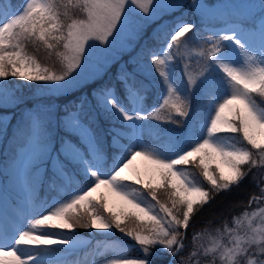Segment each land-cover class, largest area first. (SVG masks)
<instances>
[{
  "label": "snow or ice",
  "instance_id": "obj_1",
  "mask_svg": "<svg viewBox=\"0 0 264 264\" xmlns=\"http://www.w3.org/2000/svg\"><path fill=\"white\" fill-rule=\"evenodd\" d=\"M186 5L223 27L204 34L187 19L162 39L154 30V46L118 71L120 88L81 91L102 79L117 51L132 50L129 41L158 13ZM203 8L200 0H0V135L23 103L17 82L66 100L55 130L51 104L27 108L16 122L9 174L26 196L21 206L0 189V264H78L69 257L90 243L78 228L104 237L89 264H153L158 253L170 257L166 264H264V0L246 5L244 20ZM141 53L161 85L151 104L147 77L138 78ZM161 124L183 134L145 143V131L155 135ZM137 157L152 166L147 180L126 174ZM249 175L259 194L248 206L185 243L204 205ZM45 185L58 194L42 199ZM101 187L107 194L94 196ZM115 232L121 240L109 239Z\"/></svg>",
  "mask_w": 264,
  "mask_h": 264
},
{
  "label": "rangeland",
  "instance_id": "obj_2",
  "mask_svg": "<svg viewBox=\"0 0 264 264\" xmlns=\"http://www.w3.org/2000/svg\"><path fill=\"white\" fill-rule=\"evenodd\" d=\"M162 2L166 3V2H168V0H162ZM200 3L204 6V8H203L204 13H211V14L215 15L219 12H226V13H229L232 15V16L229 15L230 20L233 19V16L237 20H244L245 14H246L245 6L249 5V4L258 3V0H200ZM222 6H227V7L223 8ZM187 19H194L196 21L198 27L203 25V27L200 29V31L203 32L204 34H207V32L211 31L213 28L223 27V23H224L223 19L219 18V17H217V18H205L200 9H197L195 12H193L191 7L187 6V5L184 8L177 9L175 11H173L171 9H164L160 13H158L157 18L154 21H152L146 25V31L143 33V36L139 41H129V43H132L134 45L132 50H130V51L120 50L114 54V60L110 61V67H108L106 70L103 71L102 77L107 76L108 71L112 68L119 70L124 65H127V67L130 70L133 68V65L129 62L130 57H132L133 56L132 54L134 53V51L141 46L142 42L144 41V35L148 31V28H150L149 32H150V34H152L154 30H158V29L162 30L166 26H170V28H171L177 20H187ZM257 23H258V21H257ZM138 62L142 63L144 66L142 68L140 74H139V77L140 78L147 77V80L149 81L150 85L157 88V86L159 84L158 78H156L153 75V73L149 70L150 65H149L148 59L138 61ZM177 70L179 72V67ZM24 85H25V82H17V87L21 88L20 95H21V98L23 100V103H21V104H24V105L29 106V107H32L33 105L44 106V105L51 104L52 110H53V116H52L53 128H55V126H56L55 112L59 107H62V103L53 102V101L51 103H46L51 98H55L56 96L41 95L40 93L33 94V89L30 86H24ZM202 106L203 105L201 104V107ZM29 107H27V108H29ZM17 120L18 119H16L13 123V129L15 128ZM149 123H153V122L149 121ZM190 123H191V121H189V124ZM159 126L158 127L160 129V132H158L155 135L150 134L149 131H147V130L145 131L147 133L150 141L151 140H159V139L164 140L163 134L161 133V130L163 127L167 129L168 135L171 134V135L178 136V135L183 134L181 129H179L176 126H173L171 124H161ZM124 142L126 143L127 141L125 140ZM152 144L154 145V147L157 146L155 142L153 143V141H152ZM57 148H59V145ZM140 158L141 157H137L136 160L133 161V165L131 166V170L134 169L136 172H138L141 175L142 178L147 180V179H149V176L151 175L150 170H151L152 166L144 159L146 161V167L143 168L142 167V166H144L142 163L143 159L140 160ZM214 166L215 165H213V167ZM3 172H5V171H2L0 173V189H2L4 191V195L6 198H8L10 200H15L18 204L23 206L24 202H25L26 193L23 191V189L20 186L13 187L11 184V179L10 178L5 179L6 176L3 175ZM225 173H227V172H225ZM132 174H133V172L130 173V175H132ZM2 180L4 181L3 185H2ZM9 188H10V190L14 189L13 192H15V194H10L8 191ZM11 188H13V189H11ZM16 193H17V195H16ZM101 193L107 194V190L105 188L101 187L93 195L98 197ZM159 197L161 200L166 199V196L163 193H161V195ZM109 206L113 207L114 209L118 208V201L116 200L115 197L109 196ZM77 231H79L82 236L84 235L83 232H81L79 230V228L77 229ZM98 235H100V234H98ZM82 236H81L82 239L89 241L88 239H86ZM94 237L97 238L95 235H94ZM111 237H114V235H112ZM111 237H109V238H111ZM131 242L132 241H127L128 244H132ZM89 244L90 243H88V245ZM85 248H82L80 251L84 250ZM134 249H136V248H134ZM137 249H138V247H137ZM91 254H92V252L89 251L84 256H80L79 254H77V255H74L72 257H69V259L74 260V261H78V264H89V262L92 260Z\"/></svg>",
  "mask_w": 264,
  "mask_h": 264
},
{
  "label": "trees",
  "instance_id": "obj_3",
  "mask_svg": "<svg viewBox=\"0 0 264 264\" xmlns=\"http://www.w3.org/2000/svg\"><path fill=\"white\" fill-rule=\"evenodd\" d=\"M11 2L13 4L19 6L21 4L22 0H11ZM233 19H236V18H234V16H233ZM169 28H170V26H166L165 28H163L161 30V39L163 38V31H166ZM149 29L150 28H148V31L144 35V41L142 42L141 46L138 49H136L134 51V53L132 54L133 56H135L138 52H141L142 46H144V47H153L154 46V42L151 39H149V37L152 35V34H150ZM147 59H148V56L145 53H141V57L138 58V61L147 60ZM119 70H116L115 68L110 69L108 71L107 76H103L102 79L97 80L95 84L88 85V86L84 87L81 91L84 94H88L91 92L93 87H96L100 84H116L117 88H120V85L116 81V76H117V73ZM138 78L143 79V78H140L139 76H138ZM146 83L148 84L149 88L151 89V93H150V96L148 98V103L151 104V103L156 101V98L161 91V85L158 84L157 88H155V87L150 85L148 80H146ZM77 95H79V93H77ZM89 98L91 99V97H89ZM52 101L62 103V107H59L58 109L63 110V106L66 103V100L64 97L51 98L46 103H51ZM27 107H29V106L21 104L18 108H16L14 110L16 118L12 122V127H10L8 129L7 136L0 135V173L2 171H5V172H3V175H5L6 178H8V176H10L9 165H10V161H11L12 150L14 147L17 146V143H18L14 137L13 123L16 119H19L20 114ZM53 129L55 130V128H53ZM161 133L163 134L164 140L159 139V140H151L150 141L146 132L144 133L143 140L145 143H151L152 144V141H153V143L155 142L156 145L162 144L167 139V137L171 134L168 135L167 129L164 127L162 128ZM172 136H176V135H172ZM59 138H60V135L58 134L57 135V147L59 145ZM189 170L192 172L198 171L192 167H190ZM256 171H257L256 169L253 170V172H256ZM205 184H206V182H205ZM161 193H158V195L160 196ZM252 193H256L258 195L259 190L256 188L255 184L253 183L252 176L249 175V177L247 179H245L240 184L239 187H233L230 192H221L219 195L213 194V195H215V198L209 204L204 205L203 209L200 212H198L192 218V220L190 222L189 229H188L187 239L185 240V243L190 244L191 238H192V233L202 230L206 225L208 227H215V226L220 225L221 222L225 219H227L228 222L230 223L231 217L233 215H239L248 206L247 202H248L249 196ZM37 194L42 199H50V198L56 196L58 193L55 191H50L47 188V185H45V187L42 190L38 191ZM253 207H255V205H253ZM209 221L211 222L210 224H208ZM79 230L81 232H83V234L89 235V233L87 231H85L84 229H79ZM94 235L97 237V238H94V241H96V244H97V241H102L104 239L103 236L98 235V234H93L92 237H94ZM113 235H114V237H111L109 239H112V240H121L122 239L121 234L118 232H115ZM131 243H134V242H131ZM95 247H96V245L93 242L89 248L93 250V249H95ZM137 253H138L137 247H136V249H134V248L130 249V254L136 255ZM107 255L111 256V253H109ZM104 258L105 257H97L96 259L99 263ZM169 259H170V257L167 254H159L158 253L157 255H155L153 257V264H166V261Z\"/></svg>",
  "mask_w": 264,
  "mask_h": 264
},
{
  "label": "bare ground",
  "instance_id": "obj_4",
  "mask_svg": "<svg viewBox=\"0 0 264 264\" xmlns=\"http://www.w3.org/2000/svg\"><path fill=\"white\" fill-rule=\"evenodd\" d=\"M142 159H143V158L141 157L140 160H142ZM142 163H143V165H144V166H142V167L145 168V167H146V161H145L144 159H143ZM224 171L227 172V171H228L227 168H225ZM131 172H132L131 169L126 170V174H128V175H130Z\"/></svg>",
  "mask_w": 264,
  "mask_h": 264
}]
</instances>
